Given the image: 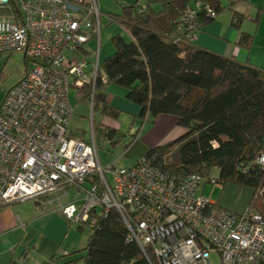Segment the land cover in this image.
Segmentation results:
<instances>
[{
    "label": "built area",
    "instance_id": "2783aa9c",
    "mask_svg": "<svg viewBox=\"0 0 264 264\" xmlns=\"http://www.w3.org/2000/svg\"><path fill=\"white\" fill-rule=\"evenodd\" d=\"M198 10L186 7L175 41L194 40ZM99 30L96 0H14V7L0 0V53L18 52L31 62L0 100V208L48 195L45 203L57 202L69 224L87 227L93 214L114 209L125 240L145 256L144 248L152 252L154 264H264L260 214L203 196L205 183L221 188L212 178L161 170L154 154L127 167L100 166L91 131L86 137L69 127V89L77 99L97 77ZM90 40L91 55L84 48ZM256 162L264 165V154ZM69 187L78 198L62 205Z\"/></svg>",
    "mask_w": 264,
    "mask_h": 264
},
{
    "label": "trees",
    "instance_id": "16d2710c",
    "mask_svg": "<svg viewBox=\"0 0 264 264\" xmlns=\"http://www.w3.org/2000/svg\"><path fill=\"white\" fill-rule=\"evenodd\" d=\"M114 1L119 10L107 12L106 22L118 24L124 35L116 32L110 37L112 51L98 61L94 84L83 85L76 102L90 105L91 117L99 112L113 120L120 110L109 103L105 88L112 84L124 89L123 98L139 106L138 115L133 117L139 120V125L128 135L125 148L147 117L173 115L184 133L144 154H154L153 164L169 173L197 174L205 180L212 178L221 186L230 183L249 188L247 206L264 221V165L256 162L264 154V70L198 48L193 40L173 39L178 19L192 5H199L196 30L228 9L230 25L239 31L244 16L233 6L245 0H226L225 5L220 0ZM9 2L14 7V0ZM209 10L212 17L207 14ZM259 13L255 16L256 23ZM99 24L101 29L100 13ZM236 44L249 49L252 34L239 31ZM22 57L26 69L30 59ZM100 73L105 76L104 82ZM100 131L101 139L111 144L120 139L114 127L101 125ZM174 149L176 161L165 162ZM212 169L216 170L215 177L209 176ZM38 198L45 203L48 195ZM93 215L95 223L89 227L82 251L53 254L39 264L155 263L152 252L144 248L145 256L135 243L125 240L126 228L114 209ZM7 264L18 263L10 259Z\"/></svg>",
    "mask_w": 264,
    "mask_h": 264
},
{
    "label": "crops",
    "instance_id": "0c3cea01",
    "mask_svg": "<svg viewBox=\"0 0 264 264\" xmlns=\"http://www.w3.org/2000/svg\"><path fill=\"white\" fill-rule=\"evenodd\" d=\"M153 7L157 8L158 5ZM233 8L244 16L239 24V31L252 34V45L249 49L245 50L236 44L239 31L230 25L231 13L228 11L220 12L201 25L195 31L193 45L264 70V0L240 1ZM257 11L260 13L256 23ZM105 95L109 103L124 114L123 125L128 120L130 125L134 122L133 127L125 131L128 136L139 125V120L133 118L138 115L139 106L123 98L124 89L118 91L106 87ZM71 107L69 127L86 136L81 127L71 126L74 115L73 105ZM101 121L106 126L114 128L121 126L120 121L107 117H103ZM148 121L149 123L146 124ZM91 122L92 117L89 118V125L93 136ZM183 133L184 129L177 125L173 115L160 114L152 119L147 117L124 152L128 155L125 166L131 165L138 156L143 155L151 147L175 139ZM234 188L233 185H225L221 188L220 203L224 208L240 213L247 207L251 190L238 186ZM234 192L239 194L240 198L236 199ZM50 196L53 197V194ZM68 226L55 206L44 203L41 198L4 205L0 208V264H7L10 259L18 264H39L53 254L74 251L72 243L77 236L76 233L69 232Z\"/></svg>",
    "mask_w": 264,
    "mask_h": 264
},
{
    "label": "rangeland",
    "instance_id": "374dc122",
    "mask_svg": "<svg viewBox=\"0 0 264 264\" xmlns=\"http://www.w3.org/2000/svg\"><path fill=\"white\" fill-rule=\"evenodd\" d=\"M124 2H132L133 0H123ZM144 0H140L143 3ZM223 5L226 4V0H220ZM98 12L100 13V22H101V29H100V37H99V54H98V61L102 60L107 54L112 51V46L110 43V37L116 33L122 32L120 26L115 22H106L105 14L107 12L117 13L119 10L118 3L114 0H96ZM223 11H228V9H224ZM84 48L92 54V51L95 49V41L90 40L84 45ZM94 58V57H93ZM92 56L88 57V60L93 59ZM31 65V62L28 63L27 67ZM25 69L24 60L21 53L18 52H11V53H0V100L5 92V90L12 85L23 73ZM108 89H116V90H123L121 87L116 85H107ZM75 90L70 88L68 91V101L71 105H73V118L71 121V126L81 127L84 130L86 137L90 136V125H89V118L91 119V108L90 105H85L83 103H77L75 100ZM102 116L99 112H94L92 116L93 126L91 129L93 130V138L94 143L96 145V154L99 161L100 166H105L109 163L117 165V166H125L126 161L128 159V155L124 154L126 151L125 144L129 140V137L126 134V129L129 130L133 127V124H129V120L123 125L122 118L124 117L123 113H120L116 119V121H120L121 126L116 127L117 131L120 133V139L116 141V143L111 144L108 141H104L101 139L100 136V129L102 124ZM150 120V119H149ZM145 123V122H144ZM143 123V124H144ZM146 122V124H148ZM137 127V126H136ZM101 132V131H100ZM134 132V129H133ZM122 134V136H121ZM141 156V155H140ZM139 157V156H138ZM137 157V158H138ZM177 159V151L174 149L171 153H169L165 157V162H173ZM216 170L212 169L210 173V177H215ZM225 185H236L226 183L221 186V188ZM221 188L218 186H213L210 183H205L201 189V193L203 196L208 197L209 199L215 201V203L219 206L221 205ZM240 188V187H239ZM242 188V187H241ZM247 188V187H244ZM234 197L237 199L240 198L239 194L234 192ZM78 198V194L75 192V189L69 187L66 190V195L60 197L59 203L62 205H66L72 201H75ZM58 203L54 202L53 206H57ZM223 207V206H222ZM77 224L70 223L68 226L69 232L76 233L77 239L73 241L72 248L75 250L81 249L85 246L86 237L90 231L89 227L82 225L81 229H76Z\"/></svg>",
    "mask_w": 264,
    "mask_h": 264
}]
</instances>
